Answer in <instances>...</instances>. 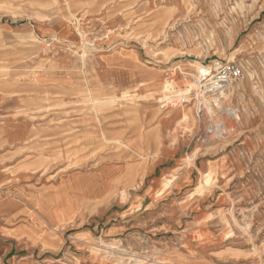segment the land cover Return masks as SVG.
Instances as JSON below:
<instances>
[{"label": "rangeland", "instance_id": "rangeland-1", "mask_svg": "<svg viewBox=\"0 0 264 264\" xmlns=\"http://www.w3.org/2000/svg\"><path fill=\"white\" fill-rule=\"evenodd\" d=\"M0 22L13 27L0 30V140L8 123L26 130L18 146L0 142V208L30 203L31 218L61 234L49 263L176 264L186 253L218 264L252 247L264 264V0H0ZM229 56L243 68L226 103L240 126L202 119L195 105L161 108L167 82L207 77ZM218 120L236 131L210 138ZM80 177L78 190L105 194L90 205L104 212L67 231L66 185ZM140 211L141 227L110 235ZM1 231L0 264H10L16 246Z\"/></svg>", "mask_w": 264, "mask_h": 264}, {"label": "crops", "instance_id": "crops-1", "mask_svg": "<svg viewBox=\"0 0 264 264\" xmlns=\"http://www.w3.org/2000/svg\"><path fill=\"white\" fill-rule=\"evenodd\" d=\"M7 25L8 26H5L3 23L0 22V30L4 27L9 28L10 26H12L11 24ZM3 48L4 45L0 38V50ZM3 57L4 55H2V59ZM1 95L3 94L0 92V113H3L5 110H7L6 106L8 107V103H6L7 101H5V98ZM5 127L6 137L0 140L1 143H7L9 145L18 146V144L26 142V133L24 132L25 126L23 124L13 122L8 123L7 126L4 125V128ZM82 181H84V177L77 178L76 180L74 179L72 185H66V196H68V198L72 202H74L75 207L73 214L75 215V218L71 223L67 224L66 230L72 229L75 224H78L79 227H81L84 222H88L92 217L100 214L101 212H104V210H101V206H91L99 203L100 201H104V199L106 198L105 194L104 197H102L101 199H96L98 198L97 196L99 195L101 189H99L95 183H89L90 189L87 188L83 189L82 191L78 190L76 185H78V183ZM20 193L24 194L25 198H27L26 196L30 194H36L34 191L30 190H20ZM52 193L53 192L47 195L44 193L43 195L45 197H49ZM29 206L30 208L19 205L16 206L14 214H7L0 208V233L2 234V229L3 233L6 235L8 240L13 242L12 244L16 246V253H13V255L11 256L10 264H54L49 263V260L55 261L54 258L57 256L56 253H59L64 245V239L61 234H53L51 231H49L46 226L40 223V220H33L31 218L30 213L32 211L30 203ZM111 214L113 215H111V219L115 218V220H118L117 214H113V212H111ZM144 214L145 211L136 212V214H128L123 219L122 223L119 222L118 224L113 225L109 229L110 235H123L129 232V229L132 227H141V224H139V222L140 219H142V217L144 216ZM23 217H29V219L26 220V218H24L21 223H15L17 220ZM14 223L16 225H14ZM141 229L142 230L136 232L143 233L145 228ZM79 231L80 232H78V235H80L83 239L90 240V235L87 231ZM12 249H14V247ZM253 249L254 248L250 247L248 250H240V252L238 253L223 252L220 257H217L220 260V263L218 264H259V258L253 252ZM4 250L5 249H2V253L4 252ZM7 255L9 256V254ZM35 255L41 256L44 261L36 260ZM183 255L185 257H188V261L186 262L185 260L175 259L176 264H215L209 261L192 263L191 259L193 258L190 254L183 253ZM85 261L86 260L83 259L82 264H86Z\"/></svg>", "mask_w": 264, "mask_h": 264}, {"label": "built area", "instance_id": "built-area-1", "mask_svg": "<svg viewBox=\"0 0 264 264\" xmlns=\"http://www.w3.org/2000/svg\"><path fill=\"white\" fill-rule=\"evenodd\" d=\"M217 69L207 77L181 76L179 85L170 80L169 89L162 93L159 100L162 109L186 108L195 105L197 115L204 119L206 116H230V109L226 103L231 98V90L243 78V68L236 63H218ZM213 127L208 129L207 135L214 139L218 137ZM207 143H210L209 141Z\"/></svg>", "mask_w": 264, "mask_h": 264}, {"label": "bare ground", "instance_id": "bare-ground-1", "mask_svg": "<svg viewBox=\"0 0 264 264\" xmlns=\"http://www.w3.org/2000/svg\"><path fill=\"white\" fill-rule=\"evenodd\" d=\"M201 48V47H200ZM240 55V54H239ZM231 56V55H230ZM229 56V57H230ZM231 58V57H230ZM230 63H235V59H232L229 61ZM219 66L218 62H216L213 66H211L210 68H208V72L206 73L205 76L208 75V73L210 72V74L213 73V70L217 69ZM197 68L198 69H201V66L200 65H197ZM211 69V71H210ZM252 73V72H251ZM209 74V75H210ZM208 75V76H209ZM250 75V73H249ZM243 82V81H242ZM237 87H234L232 90H231V94L233 92V90H235ZM233 107V106H232ZM234 110V109H233ZM231 108H230V116L232 117H229L231 119H233L235 121V123L240 126V123H241V116L239 114H237V112L233 111ZM239 112V111H238ZM212 118V116H210ZM220 121H215L214 124H212L211 127H213L217 133H215L216 135H218V137L220 138H223L224 137V134H227V135H230L231 133H233V131H236V129L234 130H231L230 127H228L227 125H224V124H220L219 123ZM224 122V121H223ZM230 122V121H229ZM231 132V133H230ZM216 147V146H214ZM218 147V146H217ZM140 156L142 157H145L146 158V155H142L139 154ZM195 155H193L192 157H194ZM192 157H188V159L186 160V163L187 164H191L192 163ZM213 183L210 181V179L206 176V175H203L202 176V180L200 181V184H199V187H200V190H207V189H210L212 187ZM124 193V192H123ZM234 216V215H233ZM73 220V219H72ZM71 220V221H72ZM235 220V219H234ZM237 223V222H236ZM66 225V224H65ZM58 227V226H57ZM240 229L244 230V228L242 226H239ZM65 228V227H64ZM58 229H54L53 231H57ZM113 246V245H112ZM258 250V248H256ZM130 256V255H128ZM125 257V256H124ZM131 257V256H130ZM135 260V259H134ZM145 261H148V262H151L152 264H164L162 261V259L160 258L158 260L157 256H154V259L152 261L150 260H147V259H142V260H139L137 259L136 262L137 263H140V264H148V262H145Z\"/></svg>", "mask_w": 264, "mask_h": 264}]
</instances>
